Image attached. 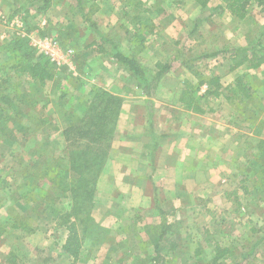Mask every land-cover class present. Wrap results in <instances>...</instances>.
<instances>
[{
	"label": "rangeland",
	"instance_id": "obj_1",
	"mask_svg": "<svg viewBox=\"0 0 264 264\" xmlns=\"http://www.w3.org/2000/svg\"><path fill=\"white\" fill-rule=\"evenodd\" d=\"M18 38L26 43L11 44L17 51L9 52L5 46ZM45 40L57 42L52 51L61 65L48 63L53 77L41 85L32 81L28 66L42 55ZM112 46L136 59L152 78L151 92H164L156 101L166 106L173 107L188 84L195 89L201 80L220 78V97H203V87L196 95L212 123L206 129L212 136L213 186L219 192L208 206L203 191L175 194L166 185L164 196L155 192L159 209L141 211L139 204L150 195L146 178L127 176L125 155L110 163L106 158L98 172L89 174L92 203L80 202L89 216L78 224L85 244L80 260L95 256L96 233H148L161 235L164 245L154 251L159 256L142 258V264H264V66L232 70L229 59L247 49L264 60V6L238 20L219 0H208L204 8L197 0H0V94L9 97L7 103L0 100V264H85L61 250L67 231L57 223L71 210L72 195L66 191L75 180L69 172L75 150L62 131L72 116L84 113L93 88L107 89L100 81L106 70L114 76L105 77L110 83L118 76L127 88L137 86L111 59ZM158 63L169 70L154 80ZM98 65L105 71L100 73ZM237 83L244 88L241 93ZM135 94L132 89L128 100ZM121 132L115 129L113 138L127 136L125 127ZM148 140L138 137L134 143ZM144 167L134 171L143 173ZM175 196L176 204L167 202ZM189 235L197 239L189 242ZM173 242L180 243L181 253L172 252ZM132 245L136 252V242ZM218 250L227 253L214 262Z\"/></svg>",
	"mask_w": 264,
	"mask_h": 264
},
{
	"label": "crops",
	"instance_id": "obj_2",
	"mask_svg": "<svg viewBox=\"0 0 264 264\" xmlns=\"http://www.w3.org/2000/svg\"><path fill=\"white\" fill-rule=\"evenodd\" d=\"M125 38L127 40V37ZM98 68H100V73L105 71L101 69V65H98ZM124 75L126 74L124 73ZM101 76L103 77L100 80L102 86L107 88L104 89V91L122 98L120 115L115 127L116 133H122L121 130L123 127L127 129V136L123 138L121 136L113 138L106 163H110L113 159L125 155V160H128L129 162L128 169L130 171L127 176L130 178H136L137 176H143L146 178L144 184L148 186L146 191H148L150 195L147 196L146 201L142 199L141 204H139L141 207L140 210L143 211L142 208L144 206H147L146 208L153 209L154 211L159 209L156 205L155 199L158 200L160 197L157 193L164 196L166 190L163 188L166 185L170 186V190L175 194L180 190H196L200 193L203 191V193H205L204 204L207 205L208 203V206L209 204H212L211 196H213V193H218L219 190H214L213 186V162L211 159L212 136L207 135L208 130L206 129L207 126H209L210 131L212 129V123H209L211 120L207 118V113L198 115L189 112L180 106L178 99L173 107L166 106L161 101V103H159V100H156L161 94L164 95V92L161 89L153 91L151 95L147 97L138 86L131 87V89L127 88L125 83H121L120 77L118 78V76L114 79L113 83H110L111 80L109 79L111 77L114 78L110 70H106ZM105 77H109V79L106 80ZM147 80L152 81L151 76L148 77ZM132 89H135L136 91L135 97L128 100L129 97L127 94ZM166 107H169V112L172 111L170 116L165 114V112L168 111L166 110ZM173 111L175 112V115H173ZM143 129H146V131L141 136L133 133L134 130ZM138 137L139 139H144L145 142H147V138H149L148 141L150 144L148 142L147 144H141L139 146L134 143V141L138 140ZM175 139L176 141L174 142ZM173 142L175 146L173 145ZM163 143L165 144L162 145ZM208 145H210L209 151L207 150ZM202 149H204L203 153L201 152ZM140 165L141 167L145 166L148 168V172H145V167L141 168L143 173L134 171L135 169H138L137 167ZM107 172H110L109 166ZM107 172L104 167L100 176L103 178V175L107 174ZM100 176L99 180L101 178ZM136 184L138 185L139 182ZM192 185L195 189H188V187ZM111 190L112 187H109V191ZM162 198L165 199V197ZM178 199L179 196H175L169 200L167 199V202L170 201L176 204L175 201ZM200 199H204V197H200ZM194 200L195 199L193 198L192 201L194 202ZM155 235L156 234L148 233H96L94 234L93 239L95 241L93 253L95 256L102 251L104 253V255H98V264H142V258L147 261V257L152 254H154V256H159V254L154 251H158L160 246L163 247L164 245L159 244V242L163 241V237L161 235L155 237ZM196 239L197 236L191 235L186 238L189 242L195 241ZM152 241L154 242L152 249L147 252L149 244ZM135 242L136 252H134V246L132 245ZM205 243H208V241L205 240ZM170 245V249H173V253H176L177 251L180 253L182 252L179 248L180 243L178 244V247H176L177 244L175 242ZM84 248L85 244L83 243L78 261L81 258V252ZM200 252L201 251H197L196 253L199 254ZM82 254H85V252H82ZM95 256L92 257L91 260H85V257H82V260L80 261L85 264H91V262L92 264H95V261L93 260L95 259Z\"/></svg>",
	"mask_w": 264,
	"mask_h": 264
},
{
	"label": "trees",
	"instance_id": "obj_3",
	"mask_svg": "<svg viewBox=\"0 0 264 264\" xmlns=\"http://www.w3.org/2000/svg\"><path fill=\"white\" fill-rule=\"evenodd\" d=\"M219 1L223 10L238 20H244L246 16L253 11V7L259 8L264 6V0ZM197 2L204 8L208 0H197ZM21 42L26 43V41L18 38L12 40L5 47L9 52L16 53L17 49L11 48V44ZM18 47L22 48V45ZM28 50L31 49L28 47L27 51ZM99 51H101V49H99ZM31 52L32 54L34 53L33 51ZM110 57L114 62L120 64L131 74L136 80L137 86L142 90L145 96L148 97L151 95L152 92L150 87L152 81L147 80L136 59L124 55L116 46H112ZM42 58L45 59V63L41 62ZM35 59V62L28 66L30 78L33 82H38L42 85L45 81H49L53 77L46 69L50 61L47 57L42 55ZM229 59L232 64V70L243 66L247 67L246 64L253 70L264 66V60L258 58L255 52L249 55L247 49L237 50V53L231 55ZM254 60H256V62L253 63ZM16 65L17 64H15V66ZM156 68L160 69L155 73L154 80L159 79L169 70L168 66L159 63L156 64ZM198 83V87L195 89L193 85L188 84L187 87L180 92L178 103L189 112L203 115L208 113V111L199 105L198 99L200 97L196 96L197 93L200 88L203 87L205 89L203 97L218 98L221 96V84L218 76H212ZM236 89L240 93L244 90L239 83H237ZM92 95V101L88 104L84 113L79 117L72 116V120L67 122L66 127L62 131L65 142L75 150L73 151V158L69 166V172H72L73 176H75V180L70 182L68 190H65L72 195L71 210L60 218L57 226L63 227L67 231V237L61 249L73 261L78 260L82 247V236L79 233L78 224L83 217H85V219L89 217L87 212L83 213L81 211L80 202L85 201L92 203L94 199V183L93 179L91 180V178H89V174L96 171L98 172L107 158L122 106V98L112 95L98 87L93 88ZM0 100L7 103L9 97L0 94ZM261 146L263 147L262 144ZM81 213L83 215L82 217L80 216ZM82 232H85V228ZM226 253L227 250H222L221 252L219 250L218 252L216 251L214 262L221 259ZM8 264L16 263L11 260Z\"/></svg>",
	"mask_w": 264,
	"mask_h": 264
},
{
	"label": "built area",
	"instance_id": "obj_4",
	"mask_svg": "<svg viewBox=\"0 0 264 264\" xmlns=\"http://www.w3.org/2000/svg\"><path fill=\"white\" fill-rule=\"evenodd\" d=\"M43 43L45 44V47L40 46L41 54L47 57L51 63H55L57 66H60L61 62L52 51L55 47H57V42L54 40H45Z\"/></svg>",
	"mask_w": 264,
	"mask_h": 264
}]
</instances>
